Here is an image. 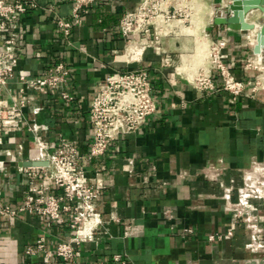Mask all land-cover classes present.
Listing matches in <instances>:
<instances>
[{
	"label": "crops",
	"instance_id": "1",
	"mask_svg": "<svg viewBox=\"0 0 264 264\" xmlns=\"http://www.w3.org/2000/svg\"><path fill=\"white\" fill-rule=\"evenodd\" d=\"M34 1L37 7L14 24L20 36L17 64L0 102L10 107L18 75L41 78L61 63L68 75L55 90L25 92L24 115L29 124L46 127L43 136L51 152L64 138L80 156H88L90 102L111 75L147 71L156 111L135 133L118 137L104 156L86 166L87 180L100 188L96 209L101 224L91 240L74 246L69 263L54 251L72 236L67 222L71 214L63 215L64 222L49 224L46 217L24 212L0 215V264H114L117 254L126 264H264V202L250 198L244 207L237 205L238 190L245 187L252 166L264 163V48L255 52L264 11L246 14L244 21L254 26L250 31L214 23L227 15L230 0H207L201 15V35L209 43L224 42L219 57L244 85L234 97L220 88L198 90L183 72V57L193 56L196 49L192 36L155 35L151 29L148 39L136 37L145 46L140 56L123 58L127 43L119 21L123 14L135 13L141 0H98L74 24L70 43L59 33L56 17L71 20V4ZM192 64L190 69L197 66ZM212 79L218 87L214 70ZM36 155L25 126L4 133L1 208L20 207L30 182L48 185V193L59 192L48 173L30 169L41 165ZM41 237L45 252L27 255ZM251 244L254 249L247 247Z\"/></svg>",
	"mask_w": 264,
	"mask_h": 264
},
{
	"label": "built area",
	"instance_id": "2",
	"mask_svg": "<svg viewBox=\"0 0 264 264\" xmlns=\"http://www.w3.org/2000/svg\"><path fill=\"white\" fill-rule=\"evenodd\" d=\"M97 1L54 0L55 3L68 2L72 6L71 20L56 17V27L67 43H70L74 24L89 12L90 7ZM183 1L141 0L135 13L123 14L118 26L121 36L127 43L125 57L133 60L140 56L145 46L137 41L136 37L144 35L148 39L151 29L155 35L180 34L178 29H170L163 34L159 30H164L169 22L180 21L184 25L189 17L197 16L198 13L192 11L188 7L189 4L185 6ZM36 7L34 0H0V97L8 82L13 79L17 64L20 36L14 24L29 8ZM49 9L52 10L51 6ZM193 25L191 23L189 26L192 28ZM202 37L206 39L205 36L202 35ZM223 46V41L207 42L206 64L196 67L193 71L188 68L191 77L186 74L198 90L215 91L220 88L236 97L242 93L244 85L236 80L222 63L219 51ZM169 63L170 59L165 58L164 64ZM213 70L220 78L218 87L212 79ZM67 75L68 72L61 63L54 68L53 72L41 78L32 79L18 75L19 88L11 95L10 107H5L0 102V145L3 144L5 132H19L25 126L33 136L37 150L36 161L41 164L30 169L48 173L49 183L54 184L59 190L58 193L51 194L48 193V185L35 186L30 182L23 204L18 208L0 207V215L14 217L24 212L36 213L46 217L49 224H55L65 221L63 215L71 214L67 222L72 236L58 243L54 251L55 256L64 263H69L74 258V246L91 240L101 224L100 215L96 209L100 188L87 180L86 166L91 161L104 156L118 137L135 133L156 111L147 71L133 70L111 75L98 87L90 102L88 113L92 126V141L88 156L85 158L80 156L75 147L64 138L59 139L58 147L51 152L43 136L46 127L35 122L29 124L24 115L23 110L27 104L25 92L37 88L53 91L65 81ZM62 98L71 100V97L66 94H62ZM36 112V110L33 111L35 114ZM256 167L264 168V163H255L252 170ZM30 175L32 174L29 173L28 176ZM250 198H259L264 202V196L246 183L244 188L238 190L237 205L244 207ZM234 210L238 212L237 208ZM247 221L246 226L253 232L254 225L251 220ZM247 247L254 249L252 244ZM40 252H45L42 237L35 248L26 250V254L34 255ZM112 261L114 264H126L125 257L120 254L114 255Z\"/></svg>",
	"mask_w": 264,
	"mask_h": 264
},
{
	"label": "water",
	"instance_id": "3",
	"mask_svg": "<svg viewBox=\"0 0 264 264\" xmlns=\"http://www.w3.org/2000/svg\"><path fill=\"white\" fill-rule=\"evenodd\" d=\"M227 7V15L216 17L214 23L226 25L231 30L250 31L253 25L244 21L248 12L258 9L264 11V0H230ZM255 52L259 53L264 48V26L260 27L256 38Z\"/></svg>",
	"mask_w": 264,
	"mask_h": 264
},
{
	"label": "bare ground",
	"instance_id": "4",
	"mask_svg": "<svg viewBox=\"0 0 264 264\" xmlns=\"http://www.w3.org/2000/svg\"><path fill=\"white\" fill-rule=\"evenodd\" d=\"M190 9L192 11H197L198 5L196 4V2L192 3V5L190 4ZM193 27L190 29V36H192L193 38H195V42H196V55H206L207 54V41L204 37L202 36H198L199 35V31L200 29L202 30L203 27V19H193L192 21ZM166 28L160 29V33H166L167 31H169L170 29H178L179 31H185L186 29H184L185 27L182 26L180 21H174V22H169L167 23V25L165 26ZM202 32V31H201ZM201 34V33H200ZM188 56V55H186ZM191 57V56H189ZM124 59L126 57H123ZM206 58V57H205ZM188 62V61H187ZM202 63V62H201ZM204 63V62H203ZM186 65H189V62L186 63ZM192 66V65H190ZM183 72L187 73L189 77H191V74L189 73V71L187 69L183 68ZM259 168V169H258ZM264 168L263 167H256L255 169L251 170L250 174L247 176V180L246 183L247 185H249L250 187H253L261 196H264Z\"/></svg>",
	"mask_w": 264,
	"mask_h": 264
},
{
	"label": "rangeland",
	"instance_id": "5",
	"mask_svg": "<svg viewBox=\"0 0 264 264\" xmlns=\"http://www.w3.org/2000/svg\"><path fill=\"white\" fill-rule=\"evenodd\" d=\"M183 2H184V5L185 6H188L187 4H189V6H190V4L192 5V3L196 2V4L199 7V8H197V11H196L198 13L197 16L193 15V16L189 17L187 19L188 21L186 22V24H184L185 27H186L184 29H186V30L185 31H182V30L180 31L181 32L180 34L182 36H188V37H190V34L191 33H189V32H190L191 27L189 25L192 23L193 19H202L201 18V15L206 13V10H207L206 8H207V4H208L207 2L208 1L207 0H184ZM184 25L182 24V26H184ZM188 27H190V28H188ZM201 31L202 30L200 29L198 36H202L200 34ZM205 57H207V55H204V54L202 55V53H201V55L200 54L199 55H196V51L193 53V56H191V57L184 56L183 57V68L188 70V68L190 67V65H193L192 62L193 63L196 62V65L197 66H194L191 69L189 68V70H192L193 71V69H195L196 67L201 66L202 64L203 65L206 64L207 59ZM187 61L189 62V65H186V63H188Z\"/></svg>",
	"mask_w": 264,
	"mask_h": 264
}]
</instances>
